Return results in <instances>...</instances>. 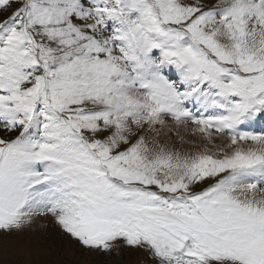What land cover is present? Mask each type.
Returning a JSON list of instances; mask_svg holds the SVG:
<instances>
[{
  "label": "snow or ice",
  "instance_id": "obj_1",
  "mask_svg": "<svg viewBox=\"0 0 264 264\" xmlns=\"http://www.w3.org/2000/svg\"><path fill=\"white\" fill-rule=\"evenodd\" d=\"M49 221L72 264H264V0H0V264Z\"/></svg>",
  "mask_w": 264,
  "mask_h": 264
},
{
  "label": "rangeland",
  "instance_id": "obj_2",
  "mask_svg": "<svg viewBox=\"0 0 264 264\" xmlns=\"http://www.w3.org/2000/svg\"><path fill=\"white\" fill-rule=\"evenodd\" d=\"M43 234L47 237V241L40 249L42 254L35 258L33 264H56L57 261H61L62 264H72L74 260L80 259L78 253H73L67 238L60 236L59 229L51 221L47 222ZM35 235L39 236L41 233L38 232ZM49 245H51V251H49ZM56 252L60 255H55ZM29 259L31 258H23L20 264H25V261ZM103 259L110 264H140L144 260V254L136 250L125 249L119 254L105 256ZM145 264H151V262L145 261Z\"/></svg>",
  "mask_w": 264,
  "mask_h": 264
}]
</instances>
